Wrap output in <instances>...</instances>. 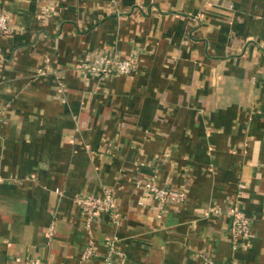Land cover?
I'll list each match as a JSON object with an SVG mask.
<instances>
[{
	"label": "crops",
	"instance_id": "1",
	"mask_svg": "<svg viewBox=\"0 0 264 264\" xmlns=\"http://www.w3.org/2000/svg\"><path fill=\"white\" fill-rule=\"evenodd\" d=\"M0 13V264H106L110 240L111 264H264V0H0ZM99 53L137 66L77 67ZM149 178L184 200L160 208L136 186ZM106 187L117 222L87 231L73 199ZM234 206L250 236L232 235Z\"/></svg>",
	"mask_w": 264,
	"mask_h": 264
},
{
	"label": "built area",
	"instance_id": "2",
	"mask_svg": "<svg viewBox=\"0 0 264 264\" xmlns=\"http://www.w3.org/2000/svg\"><path fill=\"white\" fill-rule=\"evenodd\" d=\"M0 31L2 33H10L12 27L9 23V17L0 13ZM137 66L135 57H117L107 53H99L91 57L87 61L80 62L77 67L87 73L95 74L99 77H108L118 74H131ZM42 71V70H41ZM1 115V111H0ZM136 186L141 188L146 194H149L160 206L168 202H181L185 198L182 190H174L168 187L157 185L154 178L147 179L144 183H137ZM74 202L78 205L81 215L84 217V228L89 231L93 222L103 213L109 214L112 221L117 222V212L115 210L114 193L110 188H104L98 195L84 194L74 197ZM231 217L230 231L233 236L244 235L250 236L249 220L237 206L227 210ZM159 217V215H158ZM93 241H89L83 258H87L93 254ZM109 256L106 264H111V254L114 253L113 241H108ZM12 264H45L39 259L16 260ZM229 264H237L234 260Z\"/></svg>",
	"mask_w": 264,
	"mask_h": 264
}]
</instances>
